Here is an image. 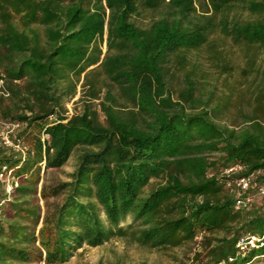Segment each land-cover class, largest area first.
<instances>
[{
  "label": "trees",
  "instance_id": "trees-1",
  "mask_svg": "<svg viewBox=\"0 0 264 264\" xmlns=\"http://www.w3.org/2000/svg\"><path fill=\"white\" fill-rule=\"evenodd\" d=\"M143 11L159 15L139 24ZM216 34L240 48L252 75L239 124L195 96L189 55L207 47L215 64ZM176 64L184 85L174 97ZM82 77V106L68 115ZM1 81L0 118L20 124L28 150L0 144V170L19 177L3 205L0 264H65L113 238L195 245L189 264L264 253L237 255L240 235H264V202L237 210L229 186L239 175L264 179V0H0ZM74 154L68 179L39 190L42 171ZM235 164L244 170L225 173Z\"/></svg>",
  "mask_w": 264,
  "mask_h": 264
},
{
  "label": "rangeland",
  "instance_id": "rangeland-1",
  "mask_svg": "<svg viewBox=\"0 0 264 264\" xmlns=\"http://www.w3.org/2000/svg\"><path fill=\"white\" fill-rule=\"evenodd\" d=\"M159 12H146L135 16L139 24H146L151 17H156ZM102 45L103 52H106L107 44ZM213 39L217 43V49L221 54H217L215 64L210 56L211 51L205 47L194 51L189 55L190 63L196 66V74L199 77L198 91L195 96L199 101H206L208 98L212 106H218L223 111L220 119L225 123L233 125L241 121L240 114L251 110V93L247 90L252 75L246 78L243 69L246 66L243 53L238 46L229 39L214 35ZM171 64V63H169ZM190 65V64H189ZM187 67H190V66ZM96 66V65H95ZM92 66V67H95ZM178 65L171 67L169 74V84L174 97L184 85L182 72L178 70ZM83 77L77 83L75 96L68 99L66 108L68 115L79 111L82 106ZM76 154H74L66 165L60 169L42 171V179L39 183V190L47 181L66 180L68 175L76 167ZM54 200V199H53ZM57 200V199H56ZM261 197L255 198V203H263ZM40 203L44 205L43 199ZM193 248L182 247L167 250H156L140 246L126 239L113 238L108 242L91 247L85 245L79 249L65 264H189L190 257L195 251ZM44 264V263H42Z\"/></svg>",
  "mask_w": 264,
  "mask_h": 264
},
{
  "label": "built area",
  "instance_id": "built-area-1",
  "mask_svg": "<svg viewBox=\"0 0 264 264\" xmlns=\"http://www.w3.org/2000/svg\"><path fill=\"white\" fill-rule=\"evenodd\" d=\"M1 92L5 95L9 93L3 89V81L0 82ZM19 123L4 121L0 118V144L19 153L25 155L28 150L27 144L16 136ZM44 167V163L42 164ZM245 166L242 164H235L225 170L227 174H240ZM19 185V177L16 175V169L4 165L0 170V219L2 218L3 205L7 199L11 198L14 189ZM229 186L236 192L237 199L235 202V209L249 208L255 202V196L247 194L250 190L255 189L258 196H264V179L261 182L254 180L252 174L239 175L229 182ZM237 255H245L253 249H264V235L254 233H244L239 236L237 243ZM236 256H229L227 263L235 261ZM193 264H203L196 262ZM218 264H226V261H220ZM243 264H264V253L255 255L252 259L244 262Z\"/></svg>",
  "mask_w": 264,
  "mask_h": 264
}]
</instances>
